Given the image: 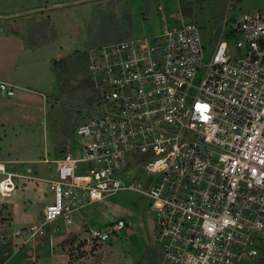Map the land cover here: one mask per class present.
<instances>
[{"label": "built area", "instance_id": "built-area-1", "mask_svg": "<svg viewBox=\"0 0 264 264\" xmlns=\"http://www.w3.org/2000/svg\"><path fill=\"white\" fill-rule=\"evenodd\" d=\"M234 1L214 39L159 3V32L89 50L99 109L78 126V152L68 145L53 160L43 224L14 229L0 207V246L10 235L36 245L47 223L72 224L75 212L129 189L151 199L161 264H241L264 254V8L230 17ZM4 95L15 88L0 80ZM9 163L0 157V198L20 178L41 180ZM127 225L117 220L82 241L102 244Z\"/></svg>", "mask_w": 264, "mask_h": 264}, {"label": "rangeland", "instance_id": "rangeland-1", "mask_svg": "<svg viewBox=\"0 0 264 264\" xmlns=\"http://www.w3.org/2000/svg\"><path fill=\"white\" fill-rule=\"evenodd\" d=\"M1 2H7L10 6L13 3L8 2H16L17 9L21 11L29 5H41L43 11L29 18H48L49 27L45 35L52 40L46 43L44 55L52 57V70L55 64L58 66L57 72L53 70L56 83L52 89L41 90V86L34 84L30 88L19 85L14 96L4 95L0 98V157L11 161L7 164L9 170L29 173L41 179L20 178L18 188L7 198H0L2 215L12 214L13 217L3 218L4 224L8 221L12 228L19 229L45 222V207L53 199L47 181L55 175L56 164L53 160L61 157L68 145H73V151L78 152L77 147L84 141L77 133L78 126L99 109L98 95L88 85L89 50L105 41L144 37L159 32L161 18L157 5L163 4L167 15L177 14L182 6L180 0ZM185 2L192 9L186 14L198 24L203 40L214 39L230 0ZM234 5L235 12L230 13V17L264 8V0H236ZM21 19L26 31L27 22L24 23V20L27 18ZM171 21L174 22V19L171 18ZM9 23L17 27L20 22L13 19ZM231 50L232 53L236 51L235 40H231ZM62 59L64 63L60 62ZM41 69L38 67L34 73ZM28 77L31 76L24 73L21 78ZM80 173H83V169ZM150 206L149 197L135 190H120L75 212L72 224L62 217L47 223L46 232L36 241V245L23 243L10 235L12 253L4 264H139L146 252L155 253V214L149 213ZM120 219L128 225L113 233L109 241L89 245L82 241L90 235V231L106 230ZM8 232H12L11 228H8ZM72 234H77L76 241L64 246L63 240L72 237ZM241 264H264V254L245 259Z\"/></svg>", "mask_w": 264, "mask_h": 264}, {"label": "crops", "instance_id": "crops-1", "mask_svg": "<svg viewBox=\"0 0 264 264\" xmlns=\"http://www.w3.org/2000/svg\"><path fill=\"white\" fill-rule=\"evenodd\" d=\"M8 3H13V5H7V2L0 0V80L9 82L15 89L19 85L30 88L32 84L41 86V90L52 89L56 83L55 73L50 67L52 57L50 55L46 57L43 50L48 44L32 48L23 39L25 30H23V19L21 18L40 14L43 11L41 5H29L21 11L17 9L16 2L15 4L14 2ZM3 5L9 8L5 9ZM13 19H18L20 25L17 23V27H12L9 21ZM38 67L42 68L41 71L34 73ZM30 68L34 70L31 71ZM24 73L31 77L21 78Z\"/></svg>", "mask_w": 264, "mask_h": 264}, {"label": "trees", "instance_id": "trees-1", "mask_svg": "<svg viewBox=\"0 0 264 264\" xmlns=\"http://www.w3.org/2000/svg\"><path fill=\"white\" fill-rule=\"evenodd\" d=\"M180 3H181L183 12L189 13L192 10L189 7L188 2H185V0H180ZM26 22H27L26 31H25V34L23 35V39L28 46L32 48H36L43 44H46L47 42L50 41V39L52 40V38H49L50 36L46 37L45 35L49 27L48 18H38V17L27 18ZM117 41H120V40H117ZM105 42H103V44ZM60 62L64 63L65 60L62 59L60 60ZM57 68L58 66L55 64L53 66V70L57 72ZM57 80L59 81L58 77H57ZM88 85L93 86L91 79L88 80ZM72 235H73L72 237L67 238L66 240H63L62 244H64V246H66L67 244L74 243L76 241L77 234H72ZM11 253H12L11 242L2 244L0 246V264H4L10 258ZM161 263H162V256L155 248V253L150 254V252H146L144 256L142 257L139 264H161Z\"/></svg>", "mask_w": 264, "mask_h": 264}]
</instances>
